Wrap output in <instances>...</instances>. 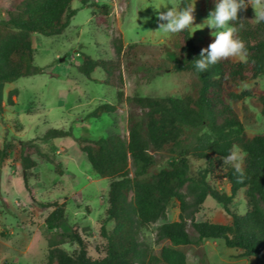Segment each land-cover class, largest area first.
Listing matches in <instances>:
<instances>
[{
	"label": "trees",
	"instance_id": "obj_1",
	"mask_svg": "<svg viewBox=\"0 0 264 264\" xmlns=\"http://www.w3.org/2000/svg\"><path fill=\"white\" fill-rule=\"evenodd\" d=\"M73 1L20 0L16 7L6 11L0 19V84L51 70L34 65L36 51L32 37L62 35L78 12L72 7ZM78 1L82 7L94 8L105 16L109 14L106 4ZM191 3L192 0H182L179 8ZM231 23L237 27L243 24L237 36L245 43L246 60L229 58L209 65L206 71H197L192 63L201 58L202 50L208 46L196 45L189 28L178 33L177 52H166L172 67L165 58H160L163 51L156 47L133 44L124 49L122 44L116 46L117 57L124 55L130 59L129 68L135 66L133 71L143 72L148 81L171 71H189L200 86L183 98H127L131 108L127 139L119 134L96 141L76 139L95 173L111 179L106 219L101 228L107 242L106 255L92 259L78 233L58 232L57 225L66 217V206L54 204L53 212L46 219L52 236L45 264H187L184 248H200L206 239L223 240L226 247L243 250L241 256L245 258L264 255V133L248 135L239 112L229 102L250 98L264 115V90L258 86L242 93L233 90L244 82L264 77V22L253 21L242 9L238 20ZM144 56L147 58L143 59ZM81 57L83 62L77 69L88 79L100 69L107 76L104 84L113 86L116 74L122 80L120 60L94 59L87 54ZM136 59L141 63L135 65ZM18 94L17 89L9 92L11 106L15 105L14 98ZM123 99L124 92L119 91L118 103ZM116 110L117 105L102 104L90 117L101 118ZM70 136V132L50 129L44 139ZM234 144L245 154L243 179L234 167L228 166L226 180L230 189L222 192L209 183L208 177L218 163L224 162L223 158ZM22 153L28 188L29 171L37 163L32 160L26 143L22 144ZM158 153L168 154V167L150 175L158 166ZM6 157L7 147L0 145V162ZM192 160L204 161L205 169H194ZM241 189H247L249 211L245 215L231 208ZM208 197L223 206L232 218L230 225L196 220L195 215ZM172 200L180 203V215L177 221L167 222V208ZM160 220L165 222L157 230L156 242L164 245L155 253L143 242L142 232ZM109 221L115 223L111 232L105 227ZM189 223L195 233L193 236L188 230ZM67 242L77 243L79 248L70 254L60 247Z\"/></svg>",
	"mask_w": 264,
	"mask_h": 264
},
{
	"label": "rangeland",
	"instance_id": "obj_2",
	"mask_svg": "<svg viewBox=\"0 0 264 264\" xmlns=\"http://www.w3.org/2000/svg\"><path fill=\"white\" fill-rule=\"evenodd\" d=\"M19 1L0 0V19ZM91 1L106 4L109 14L105 16L94 8L82 7L78 0H74L72 7L78 12L62 35H33L32 44L36 51L34 65L50 67L51 70L0 85V145L7 147V157L0 162V264L47 262L52 232L47 228L46 219L53 212L54 204L66 206V217L57 225V231L78 233L86 244L89 257L103 258L107 242L101 235V228L106 219L111 179L101 178L95 173L76 139L96 141L111 134L127 139L131 111L127 98H183L200 86L196 76L189 71H171L148 81L143 72L138 74L133 71L135 66L129 68L130 59L124 55L117 57L116 46L119 44L124 49L133 44H143L162 50L160 58H165L167 65L172 67L166 52H177L178 33L158 31L156 10L167 11L170 0ZM181 1L174 0L177 8ZM191 6L195 7L194 28L189 27L194 43L209 46L214 40L213 29L207 25L198 26L203 25L209 12L215 9V0H192ZM245 11L255 21V10L250 4ZM83 54L94 59L120 60L122 80L116 74L114 85L108 86L104 84L107 76L100 69L88 79L77 69L83 62ZM134 62L135 65L141 63L137 59ZM255 86L264 90V77L244 82L233 90L242 93ZM14 89L19 94L14 98L15 105L11 106L8 97ZM119 91L124 92L121 103L117 100ZM229 102L239 112L248 135L264 133V115L252 99ZM106 103L117 105L115 113L97 119L90 117L98 106ZM50 129L70 132L71 136L45 140ZM23 143H26L32 160L37 163L29 171L28 188L22 166ZM42 154L53 162L50 163ZM156 158L158 166L150 175L168 167V154L158 153ZM244 158L245 154L241 151V170ZM191 163L196 170L206 167L204 161L192 160ZM228 166L233 167L232 164L218 163L208 177L209 183L222 192H229L230 189L226 180ZM246 194L247 189H241L231 205L240 215L249 211ZM179 215L180 203L172 200L167 208V222L177 221ZM195 217L199 222L232 223L223 206L211 197L206 199ZM164 222L160 220L142 232V240L152 252L156 253L164 245L156 242L157 230ZM114 226V221L105 225L109 232ZM188 230L192 236L195 234L190 223ZM60 247L72 254L79 245L67 242ZM184 250L187 264H264V255L242 257L243 250L228 248L219 239H206L202 247L188 246Z\"/></svg>",
	"mask_w": 264,
	"mask_h": 264
},
{
	"label": "clouds",
	"instance_id": "obj_3",
	"mask_svg": "<svg viewBox=\"0 0 264 264\" xmlns=\"http://www.w3.org/2000/svg\"><path fill=\"white\" fill-rule=\"evenodd\" d=\"M250 4L255 10L257 23L264 22V0H215V9L209 12L208 18L202 27L207 25L213 29V42L208 48L203 49L201 58L192 64L197 71H206L209 65H215L222 60L238 58L245 60L247 49L244 41L238 38L237 33L243 28V24L237 27L231 22L238 20V13L246 9ZM167 11L157 10L158 31L163 33H179L193 27L195 7L187 6L177 8L174 0H170V7ZM166 22V23H165ZM241 149L238 145H233L229 154L224 159V164H232L239 178L243 179L239 160L241 159Z\"/></svg>",
	"mask_w": 264,
	"mask_h": 264
},
{
	"label": "crops",
	"instance_id": "obj_4",
	"mask_svg": "<svg viewBox=\"0 0 264 264\" xmlns=\"http://www.w3.org/2000/svg\"><path fill=\"white\" fill-rule=\"evenodd\" d=\"M0 85H2V84H0Z\"/></svg>",
	"mask_w": 264,
	"mask_h": 264
}]
</instances>
